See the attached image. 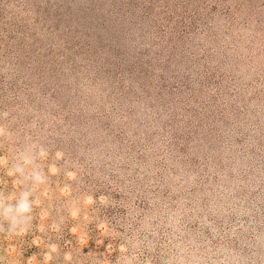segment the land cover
<instances>
[{
    "label": "rangeland",
    "instance_id": "obj_1",
    "mask_svg": "<svg viewBox=\"0 0 264 264\" xmlns=\"http://www.w3.org/2000/svg\"><path fill=\"white\" fill-rule=\"evenodd\" d=\"M29 188L0 264H264V0H0V197Z\"/></svg>",
    "mask_w": 264,
    "mask_h": 264
},
{
    "label": "clouds",
    "instance_id": "obj_2",
    "mask_svg": "<svg viewBox=\"0 0 264 264\" xmlns=\"http://www.w3.org/2000/svg\"><path fill=\"white\" fill-rule=\"evenodd\" d=\"M58 154V158H59ZM23 165L17 163L13 165L9 172L12 175L19 174L23 177V181L31 182L32 185H42L46 181V177L40 170H32L30 174H25V166L31 165L33 160L25 155L21 156ZM70 177L74 174L69 173ZM32 190L25 189L21 191L18 197H15V202H7L3 197H0V231H6L9 235H21L28 231L32 222L33 200L31 199ZM103 199V197H101ZM92 197L87 198V203H92ZM6 225V228L4 227ZM52 252H55L57 246L55 244L49 245ZM49 259L51 257L49 256Z\"/></svg>",
    "mask_w": 264,
    "mask_h": 264
}]
</instances>
